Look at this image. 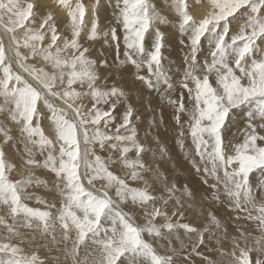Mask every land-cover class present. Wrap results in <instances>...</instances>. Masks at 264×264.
I'll return each mask as SVG.
<instances>
[{"label":"rangeland","instance_id":"1","mask_svg":"<svg viewBox=\"0 0 264 264\" xmlns=\"http://www.w3.org/2000/svg\"><path fill=\"white\" fill-rule=\"evenodd\" d=\"M100 2L102 23H114L115 10L107 0ZM150 2L161 17L153 23L168 40L163 63L174 90L163 81L160 91L150 90L136 79L137 72L154 79L146 64L139 70L131 62L120 64L126 50L122 26H117L119 58L115 42L102 32L90 38L93 0H0V247L19 249L16 255L0 251L2 264H107L105 246L113 242L119 246L125 232L121 216L141 229V239L149 246L139 249L137 264H153V252L165 264H241L242 258L246 264H264L261 178L255 172L250 176L251 199L243 194L236 198L203 171L212 165L201 160L190 135L188 113L194 101L176 83L187 67L184 58L189 48L180 41L186 45L188 36L179 31L181 18L173 0ZM185 2L196 21L213 11L210 0ZM81 5L88 16L73 21L72 14ZM246 23V16L229 17V37ZM201 44L198 60L203 63V58L211 57L206 40ZM210 80L215 86V77ZM25 86L37 94L30 126L22 116ZM189 87H195L191 81ZM113 88L122 94L111 95ZM181 93L183 128L174 118ZM130 110L131 119L125 124ZM58 120L74 128L79 185L110 201L99 227L96 216L86 209L89 197L76 193L68 176L60 172L62 160H67L62 148L69 146L60 138L64 125ZM246 129V122L239 130L231 129L229 155L244 143ZM257 133L264 135V129L257 128ZM257 146L264 147V140H258ZM219 175L223 181V170ZM76 195L83 204L73 199ZM83 231L88 235L81 243Z\"/></svg>","mask_w":264,"mask_h":264},{"label":"snow or ice","instance_id":"2","mask_svg":"<svg viewBox=\"0 0 264 264\" xmlns=\"http://www.w3.org/2000/svg\"><path fill=\"white\" fill-rule=\"evenodd\" d=\"M210 3L213 11L205 19L196 21L188 14L185 0H173L175 12L181 18L179 31L188 36V43L185 45L182 39L180 44L189 48L184 58L187 67L182 69L183 78L176 83L186 89L190 99L194 101V106L188 113L190 135L201 160L208 161L212 165L211 169L206 167L203 171L210 174L217 184L223 183L230 197L239 198L243 194L251 199L252 173L255 172L261 178L259 188L264 190V147L257 146L258 140H264V135L257 133V128L264 129V16L261 15L264 12V0H210ZM107 5L115 10V20L110 25L102 23L100 13L104 5L100 0H93L90 38L95 39L97 33L102 32L105 39L110 38L115 42L117 58H119L120 37L117 34V26H122L123 44L126 50L123 53L125 60L120 61V64L131 62L138 70L146 64L148 72L154 79L140 75L138 72L134 74L136 79L144 82L150 90L160 91L161 81L168 89L174 90L173 82L165 74L163 63V52L168 47V40L153 23L161 20L155 5L150 0H117L115 4L107 0ZM237 13L246 16L247 23L238 33L229 37V17L238 20L240 16L237 17ZM72 16L73 21L79 16L82 22L83 18L88 16L86 6L81 5ZM248 28H251L250 33L247 32ZM55 39L56 37L53 38V43ZM202 39L206 40L211 57L210 60L207 57L203 58V63L198 60V54L202 51ZM257 41L260 43L257 44ZM7 73L8 69H5V74ZM210 77H215V86ZM16 79L19 80V77ZM189 81L194 84V89L189 87ZM8 83L10 81L5 82V87ZM21 93L24 108L22 116L30 126L37 94L28 86H25ZM110 94L118 95L122 92L113 88ZM171 103L176 102L171 101ZM176 111L175 121L183 128L179 115L185 111L183 93ZM131 115V110L125 114V124L130 121ZM99 118L102 116L98 113ZM57 122L64 125L60 130V138L69 146L68 149L62 148V156H66L67 160H62L60 172L68 176L69 183L76 193H83L89 197L86 209L96 216L95 226L99 227V220L109 208L110 201L85 192L79 185L76 163L79 159V151L78 148L73 150V146L78 144L73 138L74 128L66 121ZM245 122L250 131L246 129L244 143L235 147L234 154L229 155L228 153L232 151L229 148L232 143L229 133L233 127L239 130L240 125ZM29 131L35 135L38 130L29 128ZM180 135L182 137L183 132ZM118 139L124 138L118 137ZM180 145L183 148L182 140ZM124 151L127 152L128 149ZM140 151H143L142 147ZM221 170H223V181L219 175ZM204 183L206 184L207 181L205 180ZM212 187L215 188V185ZM140 195L146 198L144 194ZM73 199L83 204L79 195L74 196ZM16 200L18 197L14 195V202ZM39 215L47 214L39 213ZM92 223L88 221L89 225ZM121 223L125 232L119 246L114 242L105 246L109 249L107 264H123L124 258H127V264H137L139 249H148L149 246L141 239V229L125 221L122 216ZM78 227L84 226L78 225ZM91 230L92 228L89 227L88 231ZM88 231L81 233V243L87 237ZM6 249L13 255L19 252L15 247L10 249L8 246L0 247V251ZM128 253L132 255L128 256ZM35 259L36 257H33V260ZM152 262L165 264V260L154 252ZM8 264L13 262L9 261ZM241 264H246V259L242 258Z\"/></svg>","mask_w":264,"mask_h":264},{"label":"bare ground","instance_id":"3","mask_svg":"<svg viewBox=\"0 0 264 264\" xmlns=\"http://www.w3.org/2000/svg\"><path fill=\"white\" fill-rule=\"evenodd\" d=\"M101 1H102V0H101ZM204 1H205V0H204ZM45 3H46V5H47V2H45ZM45 3H44V5H45ZM50 3H51V2H50ZM206 4H208V3L206 2ZM49 5H50V4H49ZM198 5H199V4H198ZM52 6H53V4H52ZM194 6H195V4H194ZM200 6H201V5H200ZM55 7H56V6H55ZM57 7H58V6H57ZM57 7H56V8H57ZM90 7H91V6H90ZM92 7H93V6H92ZM195 7H196V6H195ZM202 7H203V6H202ZM192 8H193V7H192ZM200 8H201V7H200ZM200 8H199V9H200ZM205 11H206V10H205ZM62 12H63V11H62ZM202 12H203V11H202ZM202 12H198V15H199V13H202ZM59 13H60V12H59ZM91 13H92V12H91ZM194 14H195V13H194ZM196 14H197V13H196ZM205 14H206V13H205ZM58 16H59V15H58ZM63 16H64V15H63ZM194 16H195V15H194ZM196 16H197V15H196ZM59 17H60V16H59ZM90 17H91V16H90ZM63 18H64V17H63ZM196 19H197V18H196ZM199 20H200V19H199ZM0 29H1V28H0ZM2 29H3V27H2ZM6 33H7V32H6ZM5 37H6V35H5ZM5 37H4V39H6ZM10 39H11V37H10ZM10 39H9V40H10ZM48 39H49V38H48ZM8 53H9V52H8ZM8 56H9V54H8ZM42 64H43V63H42ZM16 68H17V67H16ZM35 84H36V83H35ZM38 86H39V85H38ZM0 96H1V95H0ZM51 97H52V96H51ZM60 97H61V96H60ZM53 98H54V97H53ZM88 98H89V97H88ZM88 98H87V99H88ZM5 99H6V98H5ZM60 100H61V99H60ZM61 102H62V101H61ZM87 106H88V105H87ZM148 106H149V105H148ZM156 106H157V105H156ZM63 107H64V106H63ZM66 108H67V107H66ZM72 110H73V108H72ZM72 110H71V111H72ZM124 111H125V110H124ZM124 111H123V112H124ZM75 115H76V113H75ZM78 115H79V114H78ZM77 117H78V116H77ZM156 118H157V117H156ZM156 120H157V119H156ZM76 126H77V125H76ZM150 129H151V128H150ZM46 132H47V131H46ZM80 139H81V138H80ZM85 149H86V148H85ZM41 172H42V171H41Z\"/></svg>","mask_w":264,"mask_h":264}]
</instances>
